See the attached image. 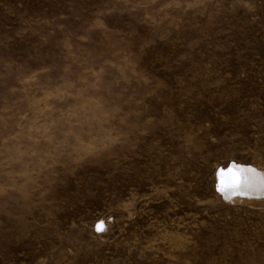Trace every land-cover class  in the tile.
<instances>
[{"label":"rangeland","instance_id":"rangeland-1","mask_svg":"<svg viewBox=\"0 0 264 264\" xmlns=\"http://www.w3.org/2000/svg\"><path fill=\"white\" fill-rule=\"evenodd\" d=\"M231 162L264 170V0H0V264H264Z\"/></svg>","mask_w":264,"mask_h":264},{"label":"snow or ice","instance_id":"snow-or-ice-1","mask_svg":"<svg viewBox=\"0 0 264 264\" xmlns=\"http://www.w3.org/2000/svg\"><path fill=\"white\" fill-rule=\"evenodd\" d=\"M255 169L250 166L236 170L234 167H221L217 170V185L219 192L225 194H250L252 192H264V176L254 175ZM97 229L101 227L100 223L96 225Z\"/></svg>","mask_w":264,"mask_h":264},{"label":"bare ground","instance_id":"bare-ground-1","mask_svg":"<svg viewBox=\"0 0 264 264\" xmlns=\"http://www.w3.org/2000/svg\"><path fill=\"white\" fill-rule=\"evenodd\" d=\"M248 165H244V164H238V163H235V162H231L229 163V165L225 168H232L234 167L236 170H240V169H243L244 167H247ZM251 167V166H250ZM220 168V167H219ZM253 169H255V173L254 175H257V176H264V170L260 171L254 167H251ZM217 181V180H216ZM223 194V193H222ZM264 195V192H252L250 194H240V193H235V194H229L227 198H225V194H223V197L228 200V201H233L235 199H240L242 197H247L249 199V197H259V196H263ZM99 223V222H98ZM101 223V222H100ZM102 225V224H101Z\"/></svg>","mask_w":264,"mask_h":264}]
</instances>
